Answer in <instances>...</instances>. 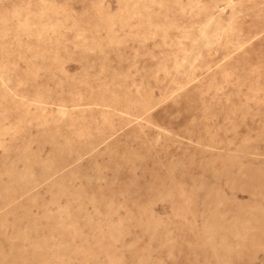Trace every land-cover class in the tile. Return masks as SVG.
I'll return each instance as SVG.
<instances>
[{"label": "rangeland", "instance_id": "374dc122", "mask_svg": "<svg viewBox=\"0 0 264 264\" xmlns=\"http://www.w3.org/2000/svg\"><path fill=\"white\" fill-rule=\"evenodd\" d=\"M0 264H264V0H0Z\"/></svg>", "mask_w": 264, "mask_h": 264}]
</instances>
